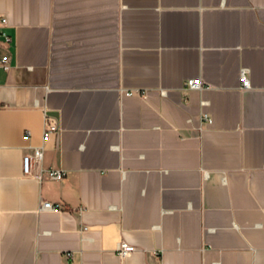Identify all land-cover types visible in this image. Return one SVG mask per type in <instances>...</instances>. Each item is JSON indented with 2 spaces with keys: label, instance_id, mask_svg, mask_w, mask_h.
I'll use <instances>...</instances> for the list:
<instances>
[{
  "label": "crops",
  "instance_id": "crops-1",
  "mask_svg": "<svg viewBox=\"0 0 264 264\" xmlns=\"http://www.w3.org/2000/svg\"><path fill=\"white\" fill-rule=\"evenodd\" d=\"M0 264H264V0H0Z\"/></svg>",
  "mask_w": 264,
  "mask_h": 264
},
{
  "label": "built area",
  "instance_id": "built-area-1",
  "mask_svg": "<svg viewBox=\"0 0 264 264\" xmlns=\"http://www.w3.org/2000/svg\"><path fill=\"white\" fill-rule=\"evenodd\" d=\"M2 22H5V18H1ZM10 39L9 37L7 38ZM2 63H5V67L8 68V59H1ZM242 84L244 88H248L250 85V80L246 74V70H242L241 74ZM187 85L190 89H200L202 87V83L200 81L191 79L187 82ZM163 95L165 92H162ZM132 94V92H128V95ZM44 138H47L51 134L57 133L59 131V126L57 120L52 117L48 112L45 111L44 115ZM206 120L211 123L212 120L209 119L207 115H205ZM43 155V148L36 147L33 150V154H27L23 157V173L25 176H30L35 178L38 181H43L46 179L49 180H62L65 177V172L62 170L54 169V168H41L39 171H34L33 165L35 163H39L41 161ZM42 208L44 209H61L62 206L59 203H52L50 201H44ZM135 250V246L129 243L126 240H122L119 243L117 248V252L119 256H125Z\"/></svg>",
  "mask_w": 264,
  "mask_h": 264
}]
</instances>
